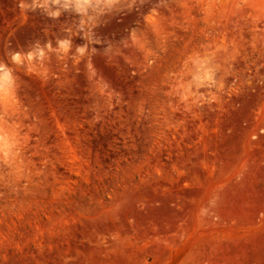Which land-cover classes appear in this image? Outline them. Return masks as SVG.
I'll list each match as a JSON object with an SVG mask.
<instances>
[{"label": "rangeland", "instance_id": "rangeland-1", "mask_svg": "<svg viewBox=\"0 0 264 264\" xmlns=\"http://www.w3.org/2000/svg\"><path fill=\"white\" fill-rule=\"evenodd\" d=\"M88 2L0 0V264H264V0Z\"/></svg>", "mask_w": 264, "mask_h": 264}, {"label": "clouds", "instance_id": "clouds-1", "mask_svg": "<svg viewBox=\"0 0 264 264\" xmlns=\"http://www.w3.org/2000/svg\"><path fill=\"white\" fill-rule=\"evenodd\" d=\"M97 4L100 7H108L109 6V0H97ZM94 5L89 4L88 0H76L75 3V7L79 10V11H83L85 8H89V7H93ZM64 8H68L69 7V3L65 2L63 5ZM52 15H56V13H52ZM60 50L63 52H67L68 51V44L67 42H62L60 44ZM79 51L81 53H83L84 49L80 48ZM45 55V53L43 51H37V52H29L26 55H22V54H14L12 57V60L16 63L19 64L22 61L26 60L29 63L33 60L34 56L35 57H39V58H43ZM0 80L4 81L6 84L11 82L12 80V76H11V70L3 64H0Z\"/></svg>", "mask_w": 264, "mask_h": 264}]
</instances>
